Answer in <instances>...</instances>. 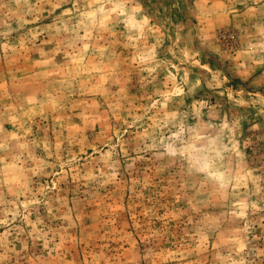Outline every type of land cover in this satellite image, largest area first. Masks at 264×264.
I'll return each mask as SVG.
<instances>
[{"label":"rangeland","instance_id":"1","mask_svg":"<svg viewBox=\"0 0 264 264\" xmlns=\"http://www.w3.org/2000/svg\"><path fill=\"white\" fill-rule=\"evenodd\" d=\"M0 264H264V0H0Z\"/></svg>","mask_w":264,"mask_h":264}]
</instances>
